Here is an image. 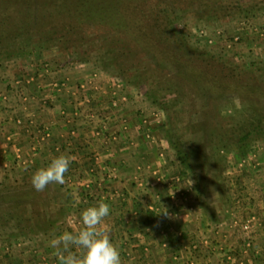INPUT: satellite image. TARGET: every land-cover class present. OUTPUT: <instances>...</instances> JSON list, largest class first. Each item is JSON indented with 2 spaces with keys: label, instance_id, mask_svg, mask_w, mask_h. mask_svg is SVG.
I'll use <instances>...</instances> for the list:
<instances>
[{
  "label": "rangeland",
  "instance_id": "1",
  "mask_svg": "<svg viewBox=\"0 0 264 264\" xmlns=\"http://www.w3.org/2000/svg\"><path fill=\"white\" fill-rule=\"evenodd\" d=\"M208 1L139 0L136 42L106 25L50 35L40 26L0 52V78L16 79L39 64L78 63L68 54L77 42L89 49L80 57L118 54L120 69L107 72L142 94L139 112L155 118L152 133L169 148L173 199L187 203L167 211L170 219L176 213L188 219L193 241L188 256L172 260L264 264V0H222L223 7ZM52 18L44 28L64 22L61 13ZM98 64L88 69L102 71ZM15 181L0 177V200L10 199L0 201L8 221L0 217V264H60L49 245L59 234H51L57 227L71 232L70 218L81 215L67 206L81 195L64 186L36 191L30 178L25 186Z\"/></svg>",
  "mask_w": 264,
  "mask_h": 264
},
{
  "label": "crops",
  "instance_id": "2",
  "mask_svg": "<svg viewBox=\"0 0 264 264\" xmlns=\"http://www.w3.org/2000/svg\"><path fill=\"white\" fill-rule=\"evenodd\" d=\"M89 64H39L16 79L0 78V177L28 183L51 159L67 155L65 182L52 188L81 195L67 206L79 215L100 201L109 204L101 227L119 247L122 264H168L188 256V219L162 213L187 203L183 196L173 199L169 148L152 133L155 118L139 112L142 94L109 69L90 71ZM259 207L264 217V202ZM70 219L71 232L84 227L80 216ZM55 230L51 235L62 234Z\"/></svg>",
  "mask_w": 264,
  "mask_h": 264
},
{
  "label": "trees",
  "instance_id": "3",
  "mask_svg": "<svg viewBox=\"0 0 264 264\" xmlns=\"http://www.w3.org/2000/svg\"><path fill=\"white\" fill-rule=\"evenodd\" d=\"M208 3L223 7L222 0H209ZM139 9V0H0V52L12 45L13 37H28L33 34L34 29L38 30L40 26L43 28H39L38 32L43 29V32L50 35L49 32L55 33V31L56 33L73 31L84 34L85 29L90 25H106L120 29L121 32L125 30V34L130 36L131 40L140 41V37L131 31L133 27L137 28L141 25L142 18L139 16ZM60 13L64 20L62 24L57 25L58 27L48 24L44 28V24L53 20V14L60 15ZM83 38L82 36L81 39ZM74 44L75 47L69 48L68 54L76 56L75 59L78 62L99 63L98 65L112 72L120 69L118 54L93 59L91 54H87L89 49H84L87 55L80 57L84 52L83 47L81 48L79 42ZM121 72L123 73L124 69ZM134 81L139 82L140 80L132 79L131 82ZM15 183H19L18 179ZM26 184L24 183V186ZM0 201L10 202V199L3 198ZM12 206L14 205L10 208L14 209ZM3 216L0 214L1 219L7 224L8 221L6 222ZM7 216H12V211L7 212ZM33 222L31 221L32 224ZM18 225H21L20 222ZM25 225L28 226L27 224L21 226Z\"/></svg>",
  "mask_w": 264,
  "mask_h": 264
},
{
  "label": "clouds",
  "instance_id": "4",
  "mask_svg": "<svg viewBox=\"0 0 264 264\" xmlns=\"http://www.w3.org/2000/svg\"><path fill=\"white\" fill-rule=\"evenodd\" d=\"M70 166L71 157L63 154L54 157L46 167L32 174L34 189L44 191L52 185H63ZM162 213L167 216V211ZM109 214L108 203L100 201L91 205L81 213L83 228L74 232L65 231L49 242L60 264H122L119 247L101 227Z\"/></svg>",
  "mask_w": 264,
  "mask_h": 264
},
{
  "label": "built area",
  "instance_id": "5",
  "mask_svg": "<svg viewBox=\"0 0 264 264\" xmlns=\"http://www.w3.org/2000/svg\"><path fill=\"white\" fill-rule=\"evenodd\" d=\"M259 33L264 36V29L260 30Z\"/></svg>",
  "mask_w": 264,
  "mask_h": 264
}]
</instances>
